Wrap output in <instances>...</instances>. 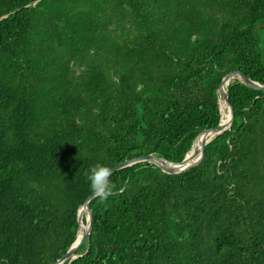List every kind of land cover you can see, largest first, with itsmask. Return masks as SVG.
Here are the masks:
<instances>
[{
  "label": "trees",
  "instance_id": "16d2710c",
  "mask_svg": "<svg viewBox=\"0 0 264 264\" xmlns=\"http://www.w3.org/2000/svg\"><path fill=\"white\" fill-rule=\"evenodd\" d=\"M0 18V264H55L92 166L179 163L225 74L264 85V0H0ZM226 95L200 163L112 173L63 264H264V92Z\"/></svg>",
  "mask_w": 264,
  "mask_h": 264
},
{
  "label": "water",
  "instance_id": "95a60500",
  "mask_svg": "<svg viewBox=\"0 0 264 264\" xmlns=\"http://www.w3.org/2000/svg\"><path fill=\"white\" fill-rule=\"evenodd\" d=\"M4 18V17H2ZM0 18V20L2 19ZM233 80H237L239 83H241L242 85H244L247 88L253 89V90H257V91H263L264 92V85L258 84L256 82L250 81L249 79H247L244 75H242L241 73L237 72V71H232L230 73L225 74L218 86L217 89L215 90V96H216V103H217V108H218V113H219V100H222L225 105L228 108V112H229V120H228V124L227 126L220 124V122H218L217 126L213 129H209V130H203L200 133H198L195 138L192 140L193 141L200 135H205L208 137V140H202L200 142V146L199 149L189 155V151L191 149V146L189 148V150L186 152V154L184 155L183 159L179 162V163H172V162H167L161 158H158L154 155H145V156H140V157H136L133 159H129L126 160L122 163H119L117 165H115L112 169V173L126 168V167H130L132 165H136V164H140V163H146L151 165L153 168L157 169L158 171H160L161 173L167 174V175H178L181 174L187 170H190L192 168H194L195 166H197L202 157H203V153H204V146L210 142L212 139H214L215 137H217L218 135H221L222 133H224L225 131H227L230 127L231 121H232V109L229 106L228 100H227V95H226V88L228 86V84L230 82H232ZM228 83V84H227ZM227 84L226 88L224 91H222L221 93H218L219 88L224 85ZM191 143V145H192ZM96 196L94 195L93 191H91V193L86 197V199L84 200L83 204L79 207V208H84L86 211V230L78 237L77 236V231H78V225L80 222V217L78 215V209L76 211V232H75V238L74 241L72 242V244L70 245V247L67 249V251L55 262V264H63L64 262L67 261V263L71 262L72 260L80 257L81 255H76L75 252L78 250V248L84 243L86 242V244L88 243V237H89V233H90V224H91V215H90V211L87 207V204L90 200H92L93 198H95ZM88 246H86V250H87ZM85 250V252H86Z\"/></svg>",
  "mask_w": 264,
  "mask_h": 264
},
{
  "label": "clouds",
  "instance_id": "9594fccd",
  "mask_svg": "<svg viewBox=\"0 0 264 264\" xmlns=\"http://www.w3.org/2000/svg\"><path fill=\"white\" fill-rule=\"evenodd\" d=\"M85 175L91 190L98 197L99 203H106L115 190V185L109 179L112 175V169L102 164H96Z\"/></svg>",
  "mask_w": 264,
  "mask_h": 264
},
{
  "label": "bare ground",
  "instance_id": "6f19581e",
  "mask_svg": "<svg viewBox=\"0 0 264 264\" xmlns=\"http://www.w3.org/2000/svg\"><path fill=\"white\" fill-rule=\"evenodd\" d=\"M227 84L222 85L219 88L218 93H221L222 91H224L226 86H227ZM218 104H219L218 105L219 106V122H220V124L227 126L228 120H229L228 108H227V106L225 105V103L222 100H219ZM202 140L207 141L208 137L205 136V137H200V138L195 139L193 141L192 145H191V149L189 151V155L195 153L199 149L200 142ZM78 215L80 217V222H79V225H78L77 236L79 237L86 230V224H84V219L86 220V218H87L85 209L84 208H79L78 209Z\"/></svg>",
  "mask_w": 264,
  "mask_h": 264
}]
</instances>
